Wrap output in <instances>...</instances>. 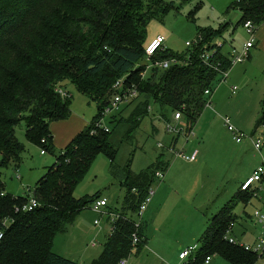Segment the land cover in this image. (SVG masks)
I'll list each match as a JSON object with an SVG mask.
<instances>
[{
    "label": "trees",
    "instance_id": "16d2710c",
    "mask_svg": "<svg viewBox=\"0 0 264 264\" xmlns=\"http://www.w3.org/2000/svg\"><path fill=\"white\" fill-rule=\"evenodd\" d=\"M157 2L161 4L160 0H0V229L5 233L0 264H78L56 254L53 246L87 206L102 199L96 194L77 200L74 194L99 155L106 154L114 162L109 132L96 125L118 81L123 80L125 88L134 86L139 93L127 105L134 107L128 119L129 138L141 127L152 105L162 113L166 109L182 111L192 126L206 107L204 92L218 82V76L205 67L201 54L205 46L223 38L230 25L201 30L198 37H203L202 42L188 47L186 54L174 55L165 49L156 52L147 59L150 63L177 59L180 64L168 70L151 69L145 82L142 65L149 64L143 47L147 25L156 17L151 14V4ZM230 8L240 13L241 25L251 21L259 27L264 23V0H239ZM217 60L229 65L227 54L220 49ZM66 82L94 101L99 114L38 182L33 197L39 206L23 211L31 198L8 195L2 170L22 163L26 148L16 136L22 122L29 142L44 147L46 154L55 151L51 126L71 115V96L57 92ZM263 126L264 96L255 131ZM169 167L163 159L140 174L128 166L120 219L102 254L91 264H119L135 248L139 253L146 247L141 227L135 226V215L148 198L156 173L167 172ZM254 195L240 190L214 217L200 239L199 252L188 264H205L214 256L231 264H256L263 259L225 240L236 222L234 209L239 201L249 204ZM134 234L140 239L137 246L133 245Z\"/></svg>",
    "mask_w": 264,
    "mask_h": 264
},
{
    "label": "rangeland",
    "instance_id": "374dc122",
    "mask_svg": "<svg viewBox=\"0 0 264 264\" xmlns=\"http://www.w3.org/2000/svg\"><path fill=\"white\" fill-rule=\"evenodd\" d=\"M238 1L160 0V5L158 2L155 5L151 4L153 6L151 14H156V17L147 25L143 51L150 41L162 37L166 41L165 50L174 55H183L189 51L186 44L194 43L201 30H218L225 24L230 25L229 30L223 38L215 41L225 44L224 52H228L232 46L241 49L248 42L249 36L244 26L240 24L239 12L230 8ZM257 29L258 27L256 33ZM145 62L150 64L147 58ZM142 67L144 70L141 72V79L146 82L149 80L150 71H147V67L143 65ZM231 74L232 80L218 86L215 91L213 108L204 107L193 126L181 128L174 118L175 112L166 109L162 113L157 105H152L150 114L143 120L141 127L129 138L128 119L134 107L120 106L111 115L103 117V128L109 130V140L115 151L114 162L106 154L99 155L85 179L75 190L74 197L80 200L99 194L102 199L107 200L108 208L103 210L104 213H97L93 210L92 204L87 206L76 222L69 226L67 234L56 238L54 249L56 254L78 264H91L98 259L108 236L112 233L113 223L107 214H119L127 194L124 186L125 170L129 166L132 172L140 174L160 159L170 162L171 166L167 172L160 171L164 175L163 180L154 178L151 190L156 196L161 185L166 182L167 176L169 179L191 176L195 180L190 184L176 186L175 189L170 188V192L166 193L167 199L175 191L181 194V200L177 205V198L174 197L172 200L169 198L166 204L163 203L166 212L161 210L159 214H175L173 218L168 215V218L172 219L171 222L176 224V228L181 230L185 228L187 233L209 228L214 217L240 193L245 177L251 175L264 162V126L255 131L260 102L264 96V53L258 54L243 67L232 70ZM233 87L238 88L235 95L231 91ZM63 90L71 96V115L68 120L55 122L51 126L55 136L62 143L56 145L53 153L47 152L46 155H42L44 147L40 148L28 141L26 124L22 122L16 129L19 142L26 148L22 163L18 168L12 165L3 169L1 175L8 195L15 198H33L38 182L72 142L71 140L68 143L67 139L76 137L90 127L98 116L97 104L81 94L72 83H64ZM111 91H114V87ZM183 117V120H189L185 114ZM227 118L239 132L248 137L253 135L255 140H262L263 157L250 139H245L242 143L235 141L233 134L225 125L224 119ZM169 125L172 127L170 131ZM178 131H194L195 136L180 134ZM175 150L179 153L184 151L187 156L198 150V161L191 163L178 158ZM204 178H207L206 184ZM166 191L164 190V193ZM162 192L163 190L160 193ZM150 198L154 200L155 196L150 195ZM263 208L264 184L262 190L258 191L257 198L254 197L249 204L239 201L234 209L236 222L231 238L239 244L255 247L263 230L254 213L255 210ZM96 222L100 224L96 225ZM195 245L199 246L198 251L183 262L179 259L180 247L169 249L167 255L172 256L174 261H161L156 255L152 256L146 248L131 255L129 261L135 264H188L199 252L200 240ZM187 249L188 243H183L182 251ZM79 260L84 263H79ZM211 264L231 263L222 257L214 256ZM256 264H264V259H260Z\"/></svg>",
    "mask_w": 264,
    "mask_h": 264
},
{
    "label": "built area",
    "instance_id": "2783aa9c",
    "mask_svg": "<svg viewBox=\"0 0 264 264\" xmlns=\"http://www.w3.org/2000/svg\"><path fill=\"white\" fill-rule=\"evenodd\" d=\"M243 26H244V29L246 30V32L249 36V40L245 45H243V47L241 49L233 48L231 50L230 55L229 56L227 55L228 64H229L227 67L225 66L224 62L217 60L219 57V49L223 51L225 44L218 42V41H214L211 44L204 47V50L201 54V60L203 61V64L205 65V67L214 71L218 76V82L213 84L209 89H207L204 92L207 108H212V100L211 99H212L215 91L217 90L218 86L228 82V80L230 78L231 70L234 67H236L237 65L245 63L250 58L251 50L255 47L256 26L251 21L245 22V24H243ZM202 40H203V37L199 36L194 43H187L186 46H187V48L193 47V46L201 43ZM165 42L166 41L164 38L158 37L152 43H150V45H148V47L146 48L147 59L149 60V59L153 58L154 55L156 54V52H158L159 50H164ZM179 64H180V62L177 59L158 61L155 64L150 63L147 66V71H150L151 69L168 70L171 67H173L175 65H179ZM124 85H125V83L123 80H120L115 84V86H114L115 92H114L113 98H112L111 102L109 103V106L104 110L102 119L105 116L111 115L115 110H118L120 106L128 105V104L132 103V101L134 99L138 98L139 93H138L137 89L134 88V86L131 88H125ZM231 91L235 95L238 91V88L233 87ZM57 92L62 97H69L70 96L68 93H66L62 89H57ZM174 118L176 120V123H178L179 126H181V128H186V127L191 126V124H189L188 121L183 120L184 117H183L182 111L175 113ZM102 119L97 123L96 127L98 129H103L106 133H108L109 130L107 128H103ZM224 122H225V125L227 126L228 130L233 134L234 139L237 143H242L245 139H250L251 141L254 142L256 150L261 154V150H262V146H263V142L261 139L255 140L253 135L251 137H248V136L244 135L243 133L239 132V130L236 129L231 124V121L228 118L224 119ZM168 130L169 131L172 130V127L170 125L168 126ZM178 132L180 134L185 133V134H189V136H195L194 131H178ZM43 143H45V141H43ZM172 151H174V150H172ZM175 153H177L178 158H181L185 161L194 163L198 159L199 151L196 150L194 153H192L189 156H187L184 153V151L179 153L175 150ZM42 155H46V152L43 151ZM156 177L161 179V180L164 179V175L160 171L156 173ZM262 184H264V164L261 167H259L254 172V174L241 185L240 190H241V192L254 193L255 194L254 197L257 198L258 197V191L262 190ZM150 195H154V192H152V190L150 191L149 196L146 199V201L140 207L138 213L135 215V218H136L135 219V221H136L135 226L137 229H139L141 227V220H142V218H143V216L147 210L148 204L151 202ZM38 206H39L38 201L33 197L30 199V203L23 207V211H32L35 208H37ZM92 208L97 213H104L103 210L108 208V202L106 199H100L98 201H95L92 204ZM107 215H108V219L113 223V227H112V233H113L115 230L114 225L116 224V221H118L120 219V215L115 214V213L114 214L108 213ZM254 216H255L256 220L258 221V223L261 225L262 230H263L262 236L258 239L255 247L252 248L249 246H245L243 244H239L234 239L231 238V234H232V231L234 228V224L228 229V231L225 235V240L228 241V243L231 245L240 246L241 248L245 249V251L257 254L260 258L264 259V208L260 209V210H255ZM99 224H100L99 222H96V225H99ZM4 238H5V233L2 229H0V245L2 244ZM139 243H140V239H139L138 235L134 234L133 235V245L137 246ZM93 245L95 246L96 244L94 243ZM198 249H199V246H194V247L187 249L186 251H184L180 255V259L181 260L188 259ZM136 253H137V250L135 248L133 250L132 254L134 255ZM211 260H212V258H207L206 264H209ZM128 263H129V259H125V260H122L119 264H128Z\"/></svg>",
    "mask_w": 264,
    "mask_h": 264
},
{
    "label": "crops",
    "instance_id": "0c3cea01",
    "mask_svg": "<svg viewBox=\"0 0 264 264\" xmlns=\"http://www.w3.org/2000/svg\"><path fill=\"white\" fill-rule=\"evenodd\" d=\"M238 15H240V13ZM232 34H234V32ZM150 43H152V42L150 41L149 45H150ZM232 48H234V47L233 46L230 47L228 52H224V50H223V52L229 56ZM252 51H253V53H252ZM260 53H264V23H262L257 29L255 47L251 50L250 58L248 59V61L246 63L252 61V59ZM246 63H244L242 65H237L232 70H234L238 67H243V65H245ZM248 68H250V67H248ZM248 68H246V70H248ZM232 70H231V72H232ZM231 80H232V74H230V78L228 81L230 82ZM231 90H232V88H231ZM211 100H212V108H213V101H214L213 97ZM52 133L54 136V146L56 148V145H59L62 142H60L58 140L57 136H55L54 131H52ZM74 138L75 137H70V139H67L68 143L71 140H73ZM192 153L193 152H191L190 154H192ZM260 155L261 156L263 155L262 152ZM197 161H198V159H197ZM197 161H195V162H197ZM263 164H264V162H263ZM257 169H255L251 175L246 176L245 179L243 180L242 184L248 178H250ZM171 179H173V182H171ZM171 179H169V177L167 176L166 182H164L159 189V194H157V196H156V193L154 194L155 199L151 200V203H150L151 205L148 207L146 213L144 214V216L141 220V231H142V234L146 240V247L145 248L147 249V251L149 253H151L152 256L156 255L157 258L159 257L158 259L161 261H171V260L174 261L172 256L167 255L169 253V249H171L173 247H180L179 248V249H181V251L179 252V259H180V255L184 252V251H182L183 243H188V249L193 247V246H197L195 244L197 243V241H199L201 239V237L204 235V233L207 230V228H205L206 230L204 229V231L199 230L195 233H192L191 231H189L187 233L185 231V228L180 227V228H182V230L176 228V224L172 223L171 222L172 219L168 218L169 214H167V213L164 215L159 214V212L161 210L166 212V210L163 209V205L168 202L169 198H170V200H172L174 197L177 198V200H176L177 205L179 204L178 202L181 200V194H179V192L176 193L175 191H173V194L169 195V198L167 199V194L170 192V188L175 189L176 186H180L183 183L190 184L195 180L191 176L182 177V178L181 177H178V178L171 177ZM175 179H176V181H175ZM187 180H189V181H187ZM206 180H207V178L203 179V181H205V184L207 183ZM161 190H163L162 193H160ZM164 190L165 191L167 190V191L164 193ZM160 208H162V209H160ZM196 211H197V209H196ZM173 216H175V214L173 215V213L171 215H169V217H172V218H173ZM184 247H187V246H184ZM54 249H55V243L53 246V250ZM68 257H70V256H68ZM186 260L180 259L181 262L186 261ZM78 262L84 263L82 260H79ZM211 262H212V260L210 261L209 264H211ZM128 264H135V263H132L129 261Z\"/></svg>",
    "mask_w": 264,
    "mask_h": 264
}]
</instances>
